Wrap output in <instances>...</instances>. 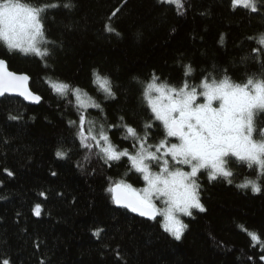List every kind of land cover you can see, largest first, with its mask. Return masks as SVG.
I'll return each mask as SVG.
<instances>
[{
  "label": "trees",
  "instance_id": "obj_1",
  "mask_svg": "<svg viewBox=\"0 0 264 264\" xmlns=\"http://www.w3.org/2000/svg\"><path fill=\"white\" fill-rule=\"evenodd\" d=\"M20 2L42 9L41 50L48 55H26L0 42V60L27 74L42 99L36 107L0 99V264H264V173L255 166L231 159L229 178L200 174L205 211L185 218L176 240L160 216L147 221L115 205L109 187L121 180L143 187L129 161L108 162L77 139L84 113L86 135L103 125L118 150L135 152L126 125L146 136L148 146L164 139L145 96L153 79L177 89L185 81L198 88L205 77L240 84L264 79L258 43L264 0H254L256 12L233 0ZM94 72L110 78L115 99L101 93ZM58 82L79 87L101 109H81L74 95L55 93L51 85ZM254 119L258 139L264 111ZM248 180L260 192L238 187Z\"/></svg>",
  "mask_w": 264,
  "mask_h": 264
},
{
  "label": "snow or ice",
  "instance_id": "obj_2",
  "mask_svg": "<svg viewBox=\"0 0 264 264\" xmlns=\"http://www.w3.org/2000/svg\"><path fill=\"white\" fill-rule=\"evenodd\" d=\"M233 2L250 8L253 12L257 11L254 0ZM41 11V8L30 7L20 0H4L0 3V40L4 41L10 50H19L26 55L35 54L41 58L48 55L47 49L40 48V44L46 42L40 18ZM258 43L264 45V35H261ZM191 71V66H186L185 76ZM94 74L107 97L115 99L110 78L101 77L96 72ZM29 80L27 74L9 71L7 62L0 60V97L15 94L38 102L41 97L28 87ZM51 87L61 96L74 95L81 109L89 107L79 87L73 88V85L64 82L54 83ZM188 88L187 81L179 90L164 83L157 84L155 79L147 85V103L154 113V119L160 121L165 130L164 139L156 145L147 146V137L141 139L136 130L127 125L125 131L136 141L132 145L137 149L134 153L127 149L118 150L103 125L87 136L84 130L86 113L79 114L77 133L81 147H97L106 161L126 158L131 168L142 174V179L147 184L142 190H137L130 183L121 180L115 187H109L108 191L114 193L117 205L130 209L141 217L154 220L157 215L162 216L164 230L176 240L181 239L187 227L178 214L190 217L192 209L205 211L200 200V185L197 180L201 171L207 173L210 181L218 177L229 178L233 175L228 168L229 158L234 157L246 162L249 168L258 165L264 173V129H260L258 139L254 138L257 131L255 114L257 111H264V79L249 78L240 84L232 82L227 76L220 81L212 79L211 82L205 77L199 85L202 91H198L196 86L191 90ZM152 93L158 95L153 96ZM201 96L203 102L197 103ZM92 107L101 109L102 106L92 104ZM114 127L109 126L110 129ZM145 127L150 128L152 125L146 124ZM173 138L176 142H172ZM89 139L93 144L88 143ZM153 147L156 151L151 150ZM56 155L61 159L67 157L65 151H57ZM153 164L158 171L153 170ZM175 165L186 166L190 171ZM228 183H231L230 179ZM238 187H251L252 191L257 193L261 190L254 180H248ZM154 198L162 199L164 207L158 208ZM39 211L37 206V215ZM3 264H9V261L5 260Z\"/></svg>",
  "mask_w": 264,
  "mask_h": 264
},
{
  "label": "rangeland",
  "instance_id": "obj_3",
  "mask_svg": "<svg viewBox=\"0 0 264 264\" xmlns=\"http://www.w3.org/2000/svg\"><path fill=\"white\" fill-rule=\"evenodd\" d=\"M166 3H169V4H172V5H175V6H179L180 5V3H181V0H171V2H166ZM240 6H243V5H240ZM0 42L1 43H3V44H5V42L4 41H2V40H0ZM6 45V44H5ZM43 45H44V43H41L40 44V48L42 49V47H43ZM15 51H18V52H20L19 50H15ZM22 53V52H21ZM28 55H35V54H28ZM157 84H160V83H158V82H156ZM97 85H98V87H99V89H100V91H101V93H103L105 96H107V94L103 91V89L100 87V85H99V83H97ZM177 90H179V89H177ZM188 90H191V88H188ZM198 91H202V89H199V87H198ZM152 95L153 96H156V95H158V94H156V93H152ZM82 96H83V98L85 99V101L87 102V103H89V107L87 108V109H90V108H92V104H95L93 101H91L90 99H87L86 98V96L85 95H83L82 94ZM109 98V97H108ZM147 100V99H146ZM200 102H203V97L201 96L199 99H198V101H197V103H200ZM78 103V102H77ZM149 105V104H148ZM214 106H216V104H214ZM150 107V106H149ZM84 110H86V109H84ZM258 112H261V111H257L256 112V114L258 113ZM154 114V113H153ZM255 114V115H256ZM160 124H161V122L160 121H158ZM162 125V124H161ZM97 129H99V128H92L91 129V131L89 132V134L91 135L92 134V131L93 130H97ZM165 131V130H164ZM172 142H176L175 140H174V138H173V140H172ZM148 146V145H147ZM137 148H138V145H137ZM137 149H135V151H136ZM152 151H156V149L153 147L152 149H151ZM161 151H163V150H161ZM238 160V159H236V158H234V157H230L229 158V160ZM108 162H115V161H108ZM242 162V161H241ZM130 163V162H129ZM253 166H255L256 168H257V170H258V172L259 173H261V170L259 169V166L258 165H253ZM130 167H131V165H130ZM175 167H182L183 168V170H185V171H190V169L189 168H187L186 166H180V165H175ZM132 169V168H131ZM135 173H136V175H138V177H140L141 178V180L143 181V179H142V174H140V173H138V172H136L134 169H132ZM153 170L154 171H158L159 169H157L156 167H155V164H153ZM202 173H205L206 175H207V173L205 172V171H201L200 173H199V175L200 174H202ZM199 175H198V177H199ZM198 177H197V180H198ZM218 178H224V177H218ZM147 186V184H146V182L145 181H143V187L142 188H136L137 190H142L144 187H146ZM154 203L156 204V206L158 207V208H162V207H164V204H163V200L162 199H155L154 198ZM196 211H198L197 209H192V214L194 213V212H196ZM160 216V215H159ZM161 217V219H162V222H163V217L162 216H160ZM178 217H179V219H181V221L183 222V220L185 219V218H187V217H189V216H185V215H183V214H178Z\"/></svg>",
  "mask_w": 264,
  "mask_h": 264
},
{
  "label": "water",
  "instance_id": "obj_4",
  "mask_svg": "<svg viewBox=\"0 0 264 264\" xmlns=\"http://www.w3.org/2000/svg\"><path fill=\"white\" fill-rule=\"evenodd\" d=\"M7 68H8V70H9V67H8V65H7ZM10 71V70H9ZM28 87L30 88V80H29V82H28ZM31 89V88H30ZM4 97H13V98H18V99H20V100H23L26 104H28V105H30V106H39L41 103H42V99H40L38 102H32V101H30V100H26V99H24L23 97H20L19 95H15V94H6ZM4 97H0V99H3ZM115 187V186H114ZM112 194V198H113V200H114V193H111ZM114 203H115V201H114ZM115 205L117 206V207H119V208H123V209H125V210H127L129 213H131L132 215H134L135 217H137V218H139V219H143V220H147V221H154V220H157L158 218H159V215H157V217H156V219H149V218H147V217H141L138 213H133L130 209H127V208H124V207H122V206H120V205H117L116 203H115Z\"/></svg>",
  "mask_w": 264,
  "mask_h": 264
}]
</instances>
